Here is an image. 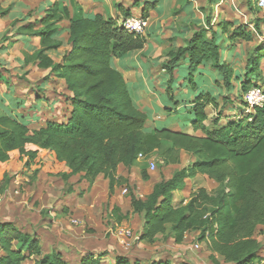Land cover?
<instances>
[{"label":"trees","instance_id":"obj_1","mask_svg":"<svg viewBox=\"0 0 264 264\" xmlns=\"http://www.w3.org/2000/svg\"><path fill=\"white\" fill-rule=\"evenodd\" d=\"M159 1L145 2L140 17L147 20L149 11L154 10ZM207 1L211 6L215 0ZM246 1L251 10V0ZM256 8L261 12L257 0ZM117 9L121 22L101 15L84 17L74 0H56L48 4L39 19L28 22L30 14H26L10 23V33L38 39V48L31 54H24V65L47 70L61 81L69 94V110L61 121H47L32 131L23 117L0 116V164L8 162L12 152L24 157L26 164L33 162L40 150L50 152L55 161L68 170L58 174L64 183L80 176L92 185L95 178L102 175L108 182V196L112 195L114 187L125 185L129 211L142 217L140 241L151 244L161 235L169 236L174 244H181L186 234L196 232L197 242L206 245L214 264L261 263L262 247L255 236L264 235V104L247 109L248 112L227 119L224 124L216 117L209 126L206 107L216 109L218 104L213 93L201 91L189 111L191 129L199 135L168 128L146 129L145 113L138 109L122 75L111 65L112 59L142 50L146 40L143 35L126 32L122 23L131 17L130 10L121 6ZM8 11L9 8L0 11V17ZM210 16L206 17V28L195 32L185 47L168 53L169 59L162 70L170 75L165 89L170 99L172 73L183 57L188 58L191 68L211 62V68L227 90H233V81L240 91L259 88L251 80L261 74L258 67L260 61L264 62V46L259 49L261 54L248 60L243 75L235 72L233 64L222 59L217 37L223 39L221 34L228 33L229 28L228 43L250 42L254 35L247 30L248 25L236 26L235 22L228 21L210 29ZM62 22L68 24L69 50L54 62L48 53L63 46ZM261 24L264 26V18L252 23L254 34L262 35ZM208 30L211 31L209 38L206 36ZM7 71L0 60V83H7ZM262 93L264 95V89ZM29 146L35 149L28 150ZM154 152L159 153L164 167L179 163L182 152L192 155L195 161L167 178L163 175L141 200L132 194L125 180L116 176V170L119 165L131 168L138 162V155L149 158ZM198 174L212 180L217 189L209 193L199 188L190 194L186 203H175L173 193L184 187L186 179ZM140 178L149 180L144 169L140 171ZM7 182L8 176L4 174L0 185ZM116 211L113 208L111 213L115 215ZM40 249L36 236L19 230L12 223H0V264H23L33 256H41ZM37 264L67 263L55 252L42 256ZM81 264H100V261L86 255ZM113 264L142 263L116 256ZM149 264L170 263L154 261Z\"/></svg>","mask_w":264,"mask_h":264},{"label":"rangeland","instance_id":"obj_2","mask_svg":"<svg viewBox=\"0 0 264 264\" xmlns=\"http://www.w3.org/2000/svg\"><path fill=\"white\" fill-rule=\"evenodd\" d=\"M39 1L0 0V11L9 8L7 15L14 11L13 14H30V17L33 18L40 6ZM139 1H136V6L131 10V13L134 14L133 17H137L143 7V3ZM250 5L252 11L247 6L246 0H215L211 6L207 0H161L159 2V9L164 13L163 23H156L157 25L151 28L147 27L146 22L145 26L147 33L145 38L147 43L149 41L151 43L147 46L144 56H152V45L155 44L158 48L156 59L149 60V64H146L153 68V72L148 73L145 70V81L149 83L150 87L157 86L148 93L146 92V96H141V100H139L147 117V127L185 131L190 127V104L201 91L210 93L213 91L218 104L216 109L210 107L206 110V124L209 126H212L213 121L217 120L216 117L220 119V124H224L227 119L237 118L240 113L247 111L248 107L243 104L245 92L238 90L234 81L231 91L225 89L221 82L214 85L219 76L211 68V62H202L191 68L188 58L180 59L174 67L172 82L169 84L172 99L164 94L170 75L162 74L161 68L169 59V52H175L178 48L185 47L187 40L195 32L206 28V17L211 15L210 29L217 28L220 22L228 21L235 22L236 26L248 25L246 26L247 30L253 33L254 36L250 42L228 43L226 37L230 28L228 33L221 34L226 41L217 37L221 54L223 55L227 46V51H230L229 60L233 64L234 71L243 75L248 60L260 53L259 49L264 46V26L260 25L262 35H256L252 30V23L257 19H263L264 15L257 10L256 0H251ZM7 15L4 18L5 21L0 22V44L6 43L3 41L4 38L10 39L12 36L9 32L11 30L10 23L6 21ZM210 34L211 31L208 30L207 38L210 37ZM163 36L166 38L162 39ZM21 53V46L15 45L0 58L4 68L8 70L5 75L7 83H0V116L11 114L17 118L23 117L29 122L28 128L32 131L55 118V112L59 109L55 105L67 104L68 93L62 82L55 81L49 71H39L31 64L23 66L24 54L21 55ZM258 69L261 72L260 76L252 77L251 82L263 90V61L259 62ZM161 88L163 93L160 92ZM128 90L131 97L137 100V94L141 87L129 86ZM226 102L232 103V106ZM28 150H30V146ZM151 160L155 164L154 171H150L145 161H138L135 166L136 170L129 175L135 197L141 200L147 196L152 186L160 181L163 175L167 178L172 172L186 165L183 160L177 165L164 167L158 152L151 155ZM27 164L26 159L20 157L17 152L10 154L8 162L0 164V182L4 174L8 176V182L5 185H0V223H12L21 231L39 237L42 247L40 249L41 256H33L24 264H37L42 256L55 252H60L62 256L70 258L73 262L69 264H81L79 258L81 256L83 258V255H87L89 252L98 258H103L100 264H106L108 250L113 254L121 253V256H147L145 253L147 244L142 243V246H139L137 238L138 225L142 223V217L133 215L129 211L126 186L123 185L119 191L125 203L122 208L125 217H122L124 215L121 213L111 217L108 209L109 203L103 195L99 194L96 197L88 198L87 183H84L83 190H79L77 195L68 196L72 188L82 181L79 177H74L65 183L61 181L58 174L62 172L63 166L53 161L52 153L40 152L33 162ZM141 169H144L148 174V181L141 180ZM205 187L208 188V186ZM125 188L127 192L122 194ZM90 202L94 203L96 208L98 206L101 208L98 213L92 215L94 222L87 224L86 221H79L78 218L84 204ZM87 217L91 218L90 215ZM71 220H76L79 225H73ZM85 224L87 229H83ZM116 226L128 230L131 234L130 237L123 242L110 238L116 230ZM105 229L108 230V234ZM256 237L264 249V237L259 235ZM163 242L165 241L163 240ZM118 245L126 247V249L116 250L119 248ZM194 245H198V242H195ZM192 248L197 256L205 252L204 247L195 249L192 246Z\"/></svg>","mask_w":264,"mask_h":264},{"label":"crops","instance_id":"obj_3","mask_svg":"<svg viewBox=\"0 0 264 264\" xmlns=\"http://www.w3.org/2000/svg\"><path fill=\"white\" fill-rule=\"evenodd\" d=\"M40 1L38 2L40 4V6H38V9L36 10L35 15L33 16V18L30 17L28 22H32L34 20L39 19L42 15V12L47 8L48 4H50L56 0H42L41 2ZM62 1L66 2L68 0H62ZM74 1L82 9V13H83L84 17L89 18V17H93L95 15H101L105 19H107V18L117 19L118 22H121V19H122V17H120L121 13L118 11L117 7L121 6L124 9L130 10V13H131L132 8H134V6H136L135 3L137 0H74ZM149 1H153V0H140L139 2H142L144 4L145 2H149ZM159 2L156 5L154 10L149 11V16H148V19L146 21L147 27L149 26L152 28V27L157 25L156 23H160V24L163 23L162 18H163L164 13H162L159 9ZM69 9H70V12L72 13V9L71 8H69ZM13 13H14V11H11L9 13V15L6 14L7 18H8V19H6L7 23H11L15 20H20L21 18L26 16V14H22V15L19 14L18 15V13L17 14H13ZM133 15L134 14L131 13V17H133ZM137 16H140V12H138ZM4 18H5V16L0 17V22L5 21ZM60 26L62 28H64V31L60 37V39L63 42V46L55 52H49L48 53L49 57H51L54 60V62H58L61 59L63 53L66 52L67 50H69V46L67 45L68 34H67V30H66L68 27V24H67V22H62L60 24ZM156 28L159 29V27H156ZM145 31H146V28L144 29V31L141 35L146 36L147 33ZM182 32L185 33V31H182ZM10 35H12V36L10 39H7L6 43L0 44V58L6 54V52L9 48L14 47L15 45L21 46V52H22L21 55L31 54L35 49L38 48V39L37 38H26L23 36H16L13 33H11ZM165 38H166V36H163L162 39H165ZM145 40H146V38H145ZM147 42L148 41L146 40L145 45H144L142 50L134 52V53H130L127 56L119 58V59H112V61H111L112 67L122 75V77L126 83L127 89L129 86H131L133 88H136L137 86L141 87L140 92L137 94L138 95L136 98L137 100H134L131 97V95H130V97L132 98V100L134 101V103L136 104L138 109L140 111H142L143 113H145V111L143 110L144 108L142 109V107L139 104V100H141L140 97L146 96V94L153 87L157 86V85H155V86L152 85L150 87L149 83L147 81H145V70H147L148 73L153 72V68L147 66L146 64H149V60L156 59L157 50H158V48L156 47L155 44L152 45V47H153L152 56L151 57H145L144 55H145V52L147 50V46L149 45V43H151L150 41H149V43H147ZM226 47H225V51H224L223 55L221 54V56H222V59L224 61H226L227 63H230V60H229L230 59V51H227ZM23 66H25V65H23ZM34 67L39 71H43V72L47 71V70H40L36 66H34ZM150 68H152V69L150 70ZM161 73L166 74V72L164 70H162V68H161ZM54 80L56 81L57 79L54 78ZM57 81H59V80H57ZM216 82L220 83V81L217 80V81H215L214 85L216 84ZM166 87H167V84H166ZM128 92H129V90H128ZM160 92L163 93L162 88H161ZM211 93H213V91ZM129 94H130V92H129ZM164 94H166L165 90H164ZM67 95L69 96V94H67ZM159 95H161V94H159ZM193 100H192V102H193ZM192 102L190 104V107L192 106ZM60 105L61 104L55 105L56 107L58 106L59 109L55 112V115H54L55 118L52 119V121L59 122V121H61L62 118H64V116L67 115V112L69 110L68 103L65 105H61L62 107ZM207 108H210V106L206 107V110H207ZM247 112H248V110H247ZM153 128L154 127H152V126H148V127L146 126V129H149V130L153 129ZM170 130L178 131V130L173 129V128ZM182 132L189 134V135H199L197 132L196 133L193 132V130L191 129V126ZM34 149H35V147L30 146V150H34ZM40 152H46V151L40 150L38 152L39 155H40ZM183 160L186 163V165L181 166L180 169L186 168L188 165H190L191 163H193L195 161V159L192 155L182 152L180 154V157H179V163ZM53 161H55L54 156H53ZM58 164H60V163H58ZM137 164H138V162H136L135 165L131 168H125L124 166L119 165L117 167V170H116V176L127 182V186L129 189H131V192L134 196H135V191L133 189L132 183L130 182L129 175L132 171L136 170L135 166ZM61 165L63 166L61 173L68 172L67 168L63 164H61ZM40 169H42V168L40 167ZM180 169H177L175 171H178ZM74 177H79V179L82 181V183L74 186L72 188V191H70L68 196L77 195L79 190H83L82 187H84V183H87L80 176H74ZM74 177H71L70 179H68V181L72 180ZM122 186L123 185L114 187L112 195L108 196V182L106 180H104L102 175H99L95 178L92 185L88 184V188H89L88 198L91 196L96 197L97 195L101 194L107 200V203H109L108 209L110 210L109 213H110L111 217L117 216L119 213H121L122 215L125 216V214L123 213V210H122V208L125 206V203H124L123 199L121 198V192H119L120 188ZM205 186H208V188L206 189ZM199 188H203L207 192L213 193L217 189V185L212 180H209L206 176L198 174L194 178L185 180L184 187L181 190L173 193V201L175 203H177V202L186 203L189 199L190 194ZM150 192H151V190H150ZM127 198H128V205H129V197H127ZM82 202H84V201L82 200ZM77 207H79V205H77ZM100 208H101V206H98V208H96L95 204L91 203V202L88 204H84V206L82 207V210H81V214L79 215V218H78L79 221L80 220L83 222L86 221L87 224L94 222V218H92L93 217L92 215L98 213L100 211ZM113 208H115L117 210L115 215H113L111 213ZM129 210H130V207H129ZM87 215H90L91 218L87 217ZM124 216H122V217H124ZM71 222L75 226L79 225V223L76 220H71ZM84 228L87 229L86 224L83 226V229ZM88 228H90V226H88ZM115 228L118 229V228H123V227H117L116 226ZM141 231H142V223H140L138 225L137 238L139 241V243H138L139 246H142V243L147 244V248L145 251V253L147 254L146 257L145 256L144 257L143 256H123V255L121 256V253L113 254V252H110V250H108L109 254L107 255L108 260L106 261L107 262L106 264H113L114 258L116 256L125 257L131 262L137 260L142 264H149V263L154 262V261H168L170 264H214L209 259L210 253L206 250V245L204 243H198V245H199V247H202V248L204 247L205 252H203V254L199 255V256L194 254L192 246H194V243L197 242V233L196 232H191V233L186 234L184 237V240L182 241L181 244H174L173 240L169 236L164 238L161 235L156 236L154 242L151 244H148L144 241L139 240ZM26 233H28V232H26ZM28 234L31 236H35V235L30 234V233H28ZM106 234H108V230H106ZM256 236H258V235H256ZM259 236L264 237V235H259ZM36 238L38 239L39 237L36 236ZM110 238H114L119 242H123L124 240L127 239L125 237L117 236L116 230H114V232ZM163 240L165 242H163ZM256 240L259 242L257 237H256ZM39 242H40V240H39ZM40 247H41V243H40ZM120 248L126 249V247L119 246V248H116V250L120 249ZM111 249H113V248H111ZM56 253H58L61 256L62 260L65 263L69 264V263L73 262V261L71 262L70 258H68L66 256H62L60 252H56ZM87 255L94 256L93 253H90V252L87 253ZM84 256H86V255H83V257ZM259 256L263 259V261L259 264H264V249L263 248L259 252ZM94 257L98 258V256H94ZM77 258H78V256H77ZM81 259H82V256L79 258V260H81ZM102 259H103L102 257L99 258L100 263H101ZM27 261H29V260H27ZM27 261H25V262H27ZM219 264H225V263L220 262Z\"/></svg>","mask_w":264,"mask_h":264},{"label":"built area","instance_id":"obj_4","mask_svg":"<svg viewBox=\"0 0 264 264\" xmlns=\"http://www.w3.org/2000/svg\"><path fill=\"white\" fill-rule=\"evenodd\" d=\"M257 7L260 9V11L264 15V0H257ZM123 28L128 33H133L135 35H141L145 29L146 26V20L142 19L140 16L137 17H131L123 21L122 23ZM243 100L245 104L247 105L248 109L252 110L254 107H261L264 104V95L262 93V90L259 88H252L245 92ZM137 161H145L150 171H154L155 164L151 160V157L144 158L142 155H138ZM127 192V189H123L122 194H125ZM116 235L119 237H130V232L123 228L116 229ZM195 249H198V245H194Z\"/></svg>","mask_w":264,"mask_h":264}]
</instances>
